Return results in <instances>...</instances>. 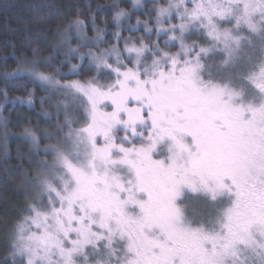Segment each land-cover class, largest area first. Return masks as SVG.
Wrapping results in <instances>:
<instances>
[{
  "label": "snow or ice",
  "instance_id": "snow-or-ice-1",
  "mask_svg": "<svg viewBox=\"0 0 264 264\" xmlns=\"http://www.w3.org/2000/svg\"><path fill=\"white\" fill-rule=\"evenodd\" d=\"M19 7L0 0L7 16ZM33 12L44 23L54 14ZM151 13L131 24L116 6L114 41L98 53L107 42L95 18L92 40L79 18L75 40L58 33L66 59L93 66L91 80L5 73L63 99L52 132L24 131L37 171L17 169L28 201L0 264H264V0H166ZM41 154L52 163L31 159ZM193 202L211 211L197 219Z\"/></svg>",
  "mask_w": 264,
  "mask_h": 264
},
{
  "label": "trees",
  "instance_id": "trees-1",
  "mask_svg": "<svg viewBox=\"0 0 264 264\" xmlns=\"http://www.w3.org/2000/svg\"><path fill=\"white\" fill-rule=\"evenodd\" d=\"M141 1H145V12L153 16L150 7L157 2ZM3 2L17 4L20 7L10 16L0 11V90H6L8 93V103L0 96V145L5 143L6 134L7 146V161L0 149V257L5 252L8 232L28 200L23 172L17 169L23 168L33 173L37 171L30 169L27 162L29 153L35 149L30 138L24 135V131L29 128L38 136H42L44 132H52L56 123V106L63 99L55 85L43 83L31 75L19 78L9 76L6 81L5 73H13L17 68H26L29 71L53 76L62 84L76 80L84 82L91 77H97L95 71L89 70L93 66L87 60L80 63L78 57L73 58L75 54H69L68 58H65L68 48L61 43L58 33L67 31L70 38L75 40L76 35L70 25L79 18L84 21L86 35L92 40L96 36V30L91 26L92 19L95 18L96 27L102 30V40L107 42H101L98 48H92L99 51L106 49L114 41L111 33L117 31L113 24L116 6L131 14V19L142 16L143 12H133V0H3ZM39 5H48L53 9L54 14L48 23L41 22L38 15L34 14L33 10ZM43 11L46 12V9ZM146 17L145 14L144 18ZM122 35L132 34L123 31ZM78 46L77 43L71 45L73 48ZM33 50H36L35 53ZM73 64L83 70L79 71V74L70 73ZM64 74H67V79L64 78ZM29 93H32V105L19 103L17 98L27 100ZM41 99L48 102L41 104ZM49 142H43L41 145ZM45 157L47 156L41 154L31 159L45 160Z\"/></svg>",
  "mask_w": 264,
  "mask_h": 264
},
{
  "label": "rangeland",
  "instance_id": "rangeland-1",
  "mask_svg": "<svg viewBox=\"0 0 264 264\" xmlns=\"http://www.w3.org/2000/svg\"><path fill=\"white\" fill-rule=\"evenodd\" d=\"M133 2H134V0H133ZM155 2H157L156 3V5H154V6H152V7H150V9L152 10L153 8H155V7H158V6H160V5H163V4H165L166 3V0H155ZM145 7H146V4H145V1H141V4L140 5H137L136 6V8H133V12H138V11H143L142 12V16H136V18L134 17L133 19H131L130 20V23L131 24H133V23H135L136 22V20L137 19H140V20H142V19H144V20H146V19H148V17H149V13H147V12H145ZM151 10H150V12H151ZM145 14H146V18H144L145 17ZM152 14V13H151ZM130 16H131V14H130ZM132 17V16H131ZM152 18L154 19V15L152 16ZM143 20V21H144ZM76 35V34H75ZM136 35H144V33L143 32H140V34H136ZM163 39H166V37H164V38H162L161 40H160V43L161 44H163ZM104 49H101V50H92L93 52H100V51H103ZM83 61H81L80 60V63H82ZM91 65V64H90ZM71 73V72H70ZM92 79V77L89 79V80H91ZM76 81H80L81 82V80H76ZM85 81H87V80H85ZM84 81V82H85ZM101 82H104V81H101ZM66 83H68V82H66ZM81 83H83V82H81ZM63 119H64V117L62 116V120H60L61 122L63 121ZM49 143H53L52 141H50ZM45 145H41V147H44ZM45 160L49 163V164H51L52 163V157L51 156H47V157H45ZM33 175H35V173H33ZM24 187H25V185H24ZM28 201V200H27ZM27 201H26V203H27ZM187 211L189 212V213H191L192 215H194L197 219H200V218H203L204 216H205V214L206 213H209L210 211H211V206L210 205H208V204H205L204 202H193V203H191L189 206H188V209H187Z\"/></svg>",
  "mask_w": 264,
  "mask_h": 264
}]
</instances>
